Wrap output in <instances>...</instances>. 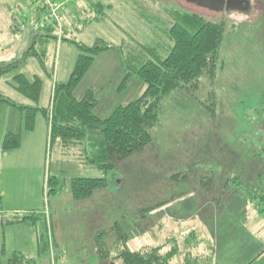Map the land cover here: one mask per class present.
I'll list each match as a JSON object with an SVG mask.
<instances>
[{
  "label": "rangeland",
  "instance_id": "1",
  "mask_svg": "<svg viewBox=\"0 0 264 264\" xmlns=\"http://www.w3.org/2000/svg\"><path fill=\"white\" fill-rule=\"evenodd\" d=\"M27 1L0 0V62L18 56L31 43L27 34L37 31L29 22L25 25V16H21L18 6L29 4ZM99 1L110 5L100 21L87 22L85 15L71 21L67 7L59 24L51 21L39 29L52 27L49 32L56 38L37 41L34 51H44L42 63L29 57L21 68L28 78L41 80L35 105L48 107L53 84L69 77L78 54L69 39L87 45L102 39L120 46L132 66L138 59L164 57L172 43L167 35L171 8L188 9L224 23L218 69L212 78L201 76L196 84L166 96L159 121L150 130V143L111 171L82 164L79 147L64 154L58 141L50 145L46 120L37 114L34 130H22L20 150L0 153V201L7 210L5 215L10 216L42 208L45 225H3L0 215V264H6L13 251L35 259L36 264H122L115 256L124 241L131 250H138L172 238L181 246L172 262L180 263L181 240L191 229L211 241L221 261L228 256V264H243L253 256L250 251L260 250L264 224L257 220L263 222L264 213L256 211L254 200L243 208L234 205L231 184L226 189L225 182L239 167L244 183L254 179L259 165L264 170V152H260L264 150V0H234L219 10L185 0ZM75 5L81 7L83 1L76 0ZM26 13L29 20L35 14L34 7ZM63 21L68 32H64ZM100 57L104 60L96 61L93 70L107 66L105 81L109 80V89L116 87L120 66L113 59L106 61L104 54ZM92 78L80 81L74 91L77 98ZM10 82L9 77L0 78V94L17 103L34 104ZM135 82L138 86L133 90L114 93L111 100L95 108V113L105 117L113 106L139 96L145 85ZM21 122L18 110L0 103V137L8 124L16 126L15 131ZM234 160L233 166L239 167L231 170ZM48 175L64 178L59 193L47 194ZM74 176L106 178L107 184L91 196L75 200L70 192ZM169 202L172 208L166 213L171 220L161 211L155 216L149 213ZM39 235L48 240L42 253L38 252ZM202 245L205 243L200 250ZM258 261L253 264L264 263V251Z\"/></svg>",
  "mask_w": 264,
  "mask_h": 264
},
{
  "label": "trees",
  "instance_id": "2",
  "mask_svg": "<svg viewBox=\"0 0 264 264\" xmlns=\"http://www.w3.org/2000/svg\"><path fill=\"white\" fill-rule=\"evenodd\" d=\"M75 1L71 0L67 4L69 7L67 16L69 15L71 21L82 15H85L84 20L87 22L100 21L105 14L103 10L110 6L99 0H82L83 5L77 7ZM170 13L172 23L168 27L167 35L172 43L167 54L164 57L156 56L154 59H138L134 66L128 64L120 46L109 44L102 39H97L90 45L69 39L76 46L78 54L67 80L53 84L48 107L35 105L40 96L41 80L38 77L30 79L21 70L29 57H36L42 63L40 57L44 51L41 53L34 51L37 41L43 43L56 38L49 32L53 30L52 27H47L44 31L37 30L31 34L32 41L25 50L10 60L0 62V78L9 77L10 85L15 91L34 104L17 103L3 94H0V103L21 113L22 130L33 131L37 114L40 113L49 128L50 145L58 141L64 154L66 150L79 147L78 158L85 166L104 171L115 169L120 161L132 154L140 153L150 143V130L159 121L161 105L166 96L196 84L201 76L212 78L218 69L224 23L212 21L188 9L171 8ZM63 29L64 32H68L66 23ZM63 40L68 39L64 37ZM106 50H115L120 54L123 78L119 89L125 86L129 77L143 83L145 88L133 100L114 106L107 116L100 117L95 113L98 99L93 90L88 88L80 98L76 97L74 91L91 67L95 56ZM20 144V131H6L0 149L2 154H7L19 148ZM262 151L264 152V150L260 152ZM255 163L259 164L258 161ZM234 164L235 160L231 162V170L239 167L233 166ZM238 169L231 174L230 179H226L225 188L231 184L228 191L233 197L250 203V200H254L256 211L264 213V170L259 165L254 179L244 183ZM46 184L47 194L53 195L61 191L65 180L59 175H48ZM106 184V178L74 176L70 179V192L75 200H82ZM1 209L4 210L0 205L2 213ZM8 216L10 215H2L3 225L24 222L28 225L40 223L44 226L46 212L42 208H37L12 215L10 218ZM200 236L196 229H191L184 235L181 240L183 255L180 263L172 262L181 249L180 243L178 245L173 238L165 243L146 245L138 250H131L124 241L115 258L122 264H213L212 247ZM168 243L172 245L164 249ZM201 243H205L203 251L197 252L196 247ZM47 247L48 240L39 235L38 252H44ZM6 264H36V260L22 252L13 251Z\"/></svg>",
  "mask_w": 264,
  "mask_h": 264
},
{
  "label": "crops",
  "instance_id": "3",
  "mask_svg": "<svg viewBox=\"0 0 264 264\" xmlns=\"http://www.w3.org/2000/svg\"><path fill=\"white\" fill-rule=\"evenodd\" d=\"M27 38L32 41V39H31V33H28L27 34ZM112 51L106 50V51H103V52L99 53L98 55H96L95 58H94V60H93V63L91 65V67L89 68L88 72L84 76L85 78L93 77L92 78V81H91V84H90V86L88 88H91L93 90L95 97L98 99V104H97L96 107H98L99 105H102L105 101L111 100L113 98V96H114V93H121L123 91L128 90L129 88L133 90L136 86H138L137 83L135 82L136 79L134 81H132L130 79L131 77H129L127 79L126 86H124V88H122V89H119L118 88V86H119V84H120V82H121V80L123 78L122 60H121L120 54L117 51H115V50H112ZM100 54H104L106 61L110 62V60L113 59L114 61H116L118 63V66H120L121 74L118 76V82H116L118 85L116 87L111 88V89H109V86H110V84H108L109 83V80H108V82L105 81L106 72L108 70L107 66L102 67L101 69L96 70V71L93 70V67H94L96 61L99 62V61H103L104 60V58L100 57ZM84 77H83V80H84ZM131 84H132V86H131ZM86 90H82L81 96L84 94V92ZM21 125L22 124H19V127H18L17 130L20 131V134H21V142H22L23 137H24V133L22 132ZM6 127L8 128V130H6V131H13L12 129H14V127H16V126H12L11 124H8ZM17 130H15V131H17ZM3 135L4 134L2 132L1 133V137H0V147H1V140L3 138ZM16 150H20V147L17 148ZM16 150L12 151V153L15 152ZM0 153L2 154L1 149H0ZM80 173H82V172H78V174H80ZM189 194L190 193L187 192V195L188 196H189ZM185 200H183V201H185ZM231 201H233V204L234 205H242L241 208H243L244 205L247 203L246 201H244V200H242L240 198H237V197H233V199ZM0 203H1V201H0ZM171 203L169 202V203H167V204H165L163 206L158 207L157 209L151 210L149 213L150 214H154L155 213L157 215L158 214L157 212L159 211V213H160V211H161V212H163V216H165V218L169 221V220L172 219V217H169L167 215L166 211L172 208V205H170ZM238 203H240V204H238ZM2 208H3V206H2ZM1 211H2V213L0 212L1 217H2V215H5L7 213L6 212L7 210H5V209L4 210L1 209ZM155 214L153 216H155ZM257 222L259 224H261V225L264 224V221L262 222L261 220H257ZM202 240L208 241L209 244L212 247L213 264H228V256L225 257V261H221L220 260L221 259L220 258L221 256L219 255V250H216L214 248V246L212 245L211 241L208 240V239L205 240L204 238H202ZM229 240H231V237H230ZM259 241H260V246H259L260 247V250H259V252L258 251L254 252L253 250L250 251V252L253 253V256L249 260L247 258V260H245L243 262V264H253L254 262H259L258 261V257L260 256V253L262 251H264V234L262 235V237L260 238ZM201 244H199L198 247H196L197 248V252H202L203 251V249L200 250V248H199V247H201L200 246ZM202 248H204L203 245H202ZM195 251L196 250H194V252ZM250 252H249L248 255H252V254H250ZM223 258H224V256H223ZM262 264H264V263H262Z\"/></svg>",
  "mask_w": 264,
  "mask_h": 264
},
{
  "label": "built area",
  "instance_id": "4",
  "mask_svg": "<svg viewBox=\"0 0 264 264\" xmlns=\"http://www.w3.org/2000/svg\"><path fill=\"white\" fill-rule=\"evenodd\" d=\"M70 1L71 0H51L50 2L49 0H29L27 1L29 4L21 3L18 7L20 11L23 12L21 16H25L23 19L24 24L26 25V23L29 22L31 29L39 30L44 28L47 23L51 21L59 24L58 19L62 14V10L67 8V4H69ZM32 7H34L35 14L30 16L28 20L26 11ZM25 25H21V28L25 27Z\"/></svg>",
  "mask_w": 264,
  "mask_h": 264
},
{
  "label": "water",
  "instance_id": "5",
  "mask_svg": "<svg viewBox=\"0 0 264 264\" xmlns=\"http://www.w3.org/2000/svg\"><path fill=\"white\" fill-rule=\"evenodd\" d=\"M187 2L197 3L202 7H206L210 10H219L222 7L229 6L234 0H185ZM113 264V263H110Z\"/></svg>",
  "mask_w": 264,
  "mask_h": 264
}]
</instances>
